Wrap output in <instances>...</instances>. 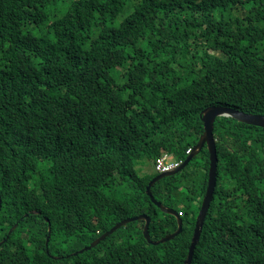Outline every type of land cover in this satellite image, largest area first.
Instances as JSON below:
<instances>
[{
	"label": "trees",
	"instance_id": "1",
	"mask_svg": "<svg viewBox=\"0 0 264 264\" xmlns=\"http://www.w3.org/2000/svg\"><path fill=\"white\" fill-rule=\"evenodd\" d=\"M45 2L0 0V264H185L207 147L152 188L183 212L175 239L150 244L137 220L73 253L142 213L153 240L174 232L142 165L185 159L208 105L264 114V0H79L55 35ZM214 133L218 182L193 264H264V127L220 116Z\"/></svg>",
	"mask_w": 264,
	"mask_h": 264
},
{
	"label": "water",
	"instance_id": "2",
	"mask_svg": "<svg viewBox=\"0 0 264 264\" xmlns=\"http://www.w3.org/2000/svg\"><path fill=\"white\" fill-rule=\"evenodd\" d=\"M221 115H231L236 119H239L243 122L250 123V124H255L264 127V115L262 114H251V113H244L237 111L235 109H232L230 107L222 106V105H214V106H209L205 108L201 114L202 120L204 122V133L201 135L199 143L196 145L194 148L193 152L188 156V158L185 160V162L180 165L178 168H176L173 171L166 172V173H161L154 177L152 179L147 187L148 194L151 196L152 201L162 209L163 212H166L168 214L174 215L177 220L179 227L177 231L174 233L167 235L166 237L154 241L150 235L149 228H150V223L152 221V218L148 214H140L137 216L129 217L126 219H123L119 223L115 224L110 230L106 231L103 235L95 239L90 245L80 249L79 251H76L75 254L82 253L85 250H90L93 247L97 246L101 241L106 239L107 236L110 234L114 233L117 229H119L122 226H125L126 224L137 221V220H145L146 224L144 227V235L146 239L148 240L149 243H152L154 245H158L161 243L168 242L172 239H174L176 236H178L183 229V219L181 218L180 214L173 208L167 207L161 202H159L152 194V187L153 185L161 180L164 177L174 175L176 173H179L181 170H183L189 162L202 150L204 145H207L209 148L210 152V171H209V184L207 188V193L206 196L204 197L203 205L201 207V210L199 212L198 218H197V223H196V228L194 231L192 243L190 246V251H189V256L185 262V264H192L195 248L200 240L201 234H202V229H203V224L205 221V217L207 215L208 209L210 207L211 201L214 196V191L215 187L217 184V174H218V153H217V144H216V138L214 135V124L215 120L218 116ZM0 207H1V201H0ZM49 236L47 238V244L50 239L51 235V226L49 227ZM2 243V242H1ZM0 243V244H1Z\"/></svg>",
	"mask_w": 264,
	"mask_h": 264
},
{
	"label": "clouds",
	"instance_id": "3",
	"mask_svg": "<svg viewBox=\"0 0 264 264\" xmlns=\"http://www.w3.org/2000/svg\"><path fill=\"white\" fill-rule=\"evenodd\" d=\"M46 2L45 3H41L40 4V6H39V12L37 13L38 14V16L39 17H41L42 19H43V21H44V23L46 24V27L47 28H49V29H51V30H53V33H54V35L55 34H59V33H64V30L63 29H65L66 28V26H65V24H64V13L67 11V10H69L70 8H72V7H74L76 4H78L79 3V0H50V2H47L48 0H45ZM133 11V10H132ZM131 11V12H132ZM209 106H214V105H208L207 107H209ZM222 106H226V105H222ZM207 107H205V108H207ZM226 107H230V108H232V109H235V110H237V111H240V112H244V111H241V110H239V109H236V108H234V107H232V106H226ZM204 108V109H205ZM203 109V110H204ZM203 110L201 111V114H202V112H203ZM244 113H250V112H244ZM201 114H200V116H201ZM251 114H261V113H251ZM262 115H264V114H262ZM221 116H229V117H233V116H231V115H221ZM218 117H220V116H218ZM234 118V117H233ZM201 119H202V116H201ZM217 119V118H216ZM236 119V118H235ZM237 120H239V119H237ZM203 121V120H202ZM216 121V120H215ZM239 121H241V120H239ZM243 122V121H242ZM250 124V123H249ZM253 125H255V124H253ZM203 126H204V122H203ZM259 126V125H258ZM214 127H215V124H214ZM262 127V126H261ZM204 131H205V129H204ZM204 133V132H203ZM214 135H215V133H214ZM200 138H201V136H200ZM200 138H199V140H198V142L196 143V145L199 143V141H200ZM216 138V137H215ZM217 140V139H216ZM217 144V143H216ZM196 145L195 146H192V147H189L188 149H187V151H186V153H187V157L184 159V158H178V157H176V156H174L171 152H164L163 154H161L160 156H158L157 158H156V160H155V162H154V164H153V171L156 173V175L154 176V177H156L157 175H159V174H161V173H166V172H170V171H173V170H175L176 168H178L180 165H182L184 162H185V160L188 158V156L193 152V150H194V148L196 147ZM205 147H207L208 148V146L207 145H204V147L202 148V150L205 148ZM202 150L196 155V156H198L201 152H202ZM208 151H209V148H208ZM217 153H218V149H217ZM164 156H166V163L167 164H174V167L172 168V169H170V170H166V171H162V170H159L158 168H157V164H158V159L159 158H162V157H164ZM195 156V157H196ZM194 157V158H195ZM193 158V159H194ZM218 158H219V156H218ZM192 159V160H193ZM209 159H210V152H209ZM191 160V161H192ZM190 161V162H191ZM189 162V163H190ZM218 163H219V160H218ZM186 168V167H185ZM143 169V168H142ZM142 171V170H141ZM140 171V172H141ZM182 171V170H181ZM209 171H210V164H209ZM146 173H148V172H144V173H142L141 172V174H146ZM177 174V173H176ZM175 175V174H174ZM154 177L152 178V179H154ZM165 178V177H164ZM164 178H162V179H164ZM151 179V180H152ZM161 179V180H162ZM150 180V181H151ZM150 181H149V183H150ZM160 181V180H159ZM159 181H157V182H159ZM156 182V183H157ZM217 182H218V174H217ZM155 183V184H156ZM154 184V185H155ZM208 184H209V179H208ZM149 185V184H148ZM148 185H147V187H148ZM153 185V186H154ZM216 186H217V184H216ZM153 188V187H152ZM207 188H208V186H207ZM215 190H216V187H215ZM147 192H148V190H147ZM206 193H207V190H206ZM206 193L204 194V196H203V199H202V203H201V207H202V205H203V201H204V197L206 196ZM153 194V193H152ZM149 195V194H148ZM214 195H215V191H214ZM150 196V195H149ZM154 196V195H153ZM151 197V196H150ZM155 197V196H154ZM156 198V197H155ZM213 199H214V196H213ZM213 199H212V201H213ZM151 200H152V198H151ZM0 201H1V207H0V211H1V208H2V203H3V198H2V196H1V194H0ZM212 201H211V203H212ZM160 202V201H159ZM154 203V202H153ZM162 203V202H161ZM155 204V203H154ZM163 204V203H162ZM156 205V204H155ZM165 205V204H164ZM157 206V205H156ZM165 206H167V205H165ZM158 207V206H157ZM167 207H169V206H167ZM201 207H200V209H199V212H200V210H201ZM210 207H211V204H210ZM210 207H209V209H208V212H209V210H210ZM159 208V207H158ZM170 208H172V207H170ZM161 209V208H160ZM174 209V208H173ZM176 210V209H175ZM161 211H162V209H161ZM179 214H180V216H181V218L183 219V212H181V211H178V210H176ZM36 212V211H35ZM163 212V211H162ZM199 212H198V215H199ZM208 212H207V215H208ZM163 213H165V214H168V213H166V212H163ZM142 214H146V213H142ZM140 215V214H139ZM170 215H172V214H170ZM198 215H197V218H198ZM207 215H206V217H205V220H206V218H207ZM137 216V215H136ZM150 216V215H149ZM174 216V215H173ZM131 217H133V216H131ZM151 217V216H150ZM127 218H129V217H127ZM152 218V217H151ZM126 219V218H125ZM122 221V220H121ZM145 221V220H144ZM120 222V221H119ZM118 222V223H119ZM152 222V221H151ZM177 222H178V220H177ZM196 223H197V219H196ZM196 223H195V228H196ZM117 224V223H116ZM145 224H146V221H145ZM204 224H205V221H204ZM204 224H203V228H204ZM127 225V224H126ZM150 225H151V223H150ZM183 225H184V219H183ZM18 226V224L16 223L10 230H9V233H11L16 227ZM51 225H50V222H49V227H50ZM145 227V226H144ZM178 227H179V224H178ZM178 227H177V229H178ZM0 229H1V226H0ZM177 229L175 230V231H177ZM110 230V229H109ZM48 231H49V228H48ZM51 231H52V228H51ZM174 231V232H175ZM182 231H183V229H182ZM194 231H195V229H194ZM149 232H150V228H149ZM174 232H172V233H174ZM172 233H170V234H172ZM182 233V232H181ZM180 233V234H181ZM202 233H203V229H202ZM50 234V233H49ZM104 234V233H103ZM102 234V235H103ZM143 234H144V229H143ZM170 234H168V235H170ZM150 235H151V233H150ZM194 235V234H193ZM49 236V235H48ZM145 236V235H144ZM167 236V235H166ZM166 236H164V237H166ZM201 236H202V234H201ZM100 237V236H99ZM152 237V236H151ZM163 237V238H164ZM177 237V236H176ZM175 237V238H176ZM48 238V237H47ZM146 238V237H145ZM174 238V239H175ZM201 238V237H200ZM97 239V238H96ZM162 239V238H161ZM192 239H193V237H192ZM50 240V239H49ZM147 240V239H146ZM160 240V239H159ZM173 240V239H172ZM5 241V240H4ZM4 241H0V243L2 242H4ZM148 241V240H147ZM154 241H158V240H154ZM171 241V240H170ZM200 241V240H199ZM46 242H47V240H46ZM1 243V244H2ZM49 243V242H48ZM149 243V242H148ZM166 243V242H165ZM191 243H192V241H191ZM199 243V242H198ZM150 244H152V243H150ZM48 245V244H47ZM154 245V244H153ZM159 245V244H158ZM190 246H191V244H190ZM197 247V246H196ZM196 249V248H195ZM80 250V249H79ZM78 250V251H79ZM189 251H190V248H189ZM76 252H74L73 254H75ZM76 255V254H75ZM194 255H195V252H194ZM55 256V255H54ZM188 256H189V254H188ZM188 256H187V258H188ZM55 258H60L59 256H55ZM187 258H186V260H187ZM186 260H185V262H186ZM193 261H194V256H193V260H192V264H193Z\"/></svg>",
	"mask_w": 264,
	"mask_h": 264
},
{
	"label": "rangeland",
	"instance_id": "4",
	"mask_svg": "<svg viewBox=\"0 0 264 264\" xmlns=\"http://www.w3.org/2000/svg\"><path fill=\"white\" fill-rule=\"evenodd\" d=\"M128 9H130V6H128L127 8H126V10L122 13V15H128L133 9H130V10H128ZM201 162H203V158H202V155H200V156H198L197 158H196V160L194 161V163H192V165L193 166H196V165H200V164H202ZM142 167H143V169H142V173H144V172H148V174H153V173H155L154 171H153V164H149V163H146V164H143L142 165Z\"/></svg>",
	"mask_w": 264,
	"mask_h": 264
},
{
	"label": "built area",
	"instance_id": "5",
	"mask_svg": "<svg viewBox=\"0 0 264 264\" xmlns=\"http://www.w3.org/2000/svg\"><path fill=\"white\" fill-rule=\"evenodd\" d=\"M174 167V164L166 163V156L158 159L157 168L162 171L170 170Z\"/></svg>",
	"mask_w": 264,
	"mask_h": 264
}]
</instances>
